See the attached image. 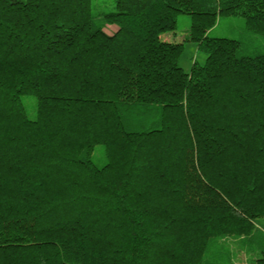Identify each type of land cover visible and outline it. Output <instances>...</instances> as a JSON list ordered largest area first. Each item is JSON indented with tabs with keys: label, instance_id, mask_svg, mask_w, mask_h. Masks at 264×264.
<instances>
[{
	"label": "trees",
	"instance_id": "trees-1",
	"mask_svg": "<svg viewBox=\"0 0 264 264\" xmlns=\"http://www.w3.org/2000/svg\"><path fill=\"white\" fill-rule=\"evenodd\" d=\"M263 219L264 0H0V264H264Z\"/></svg>",
	"mask_w": 264,
	"mask_h": 264
},
{
	"label": "rangeland",
	"instance_id": "rangeland-1",
	"mask_svg": "<svg viewBox=\"0 0 264 264\" xmlns=\"http://www.w3.org/2000/svg\"><path fill=\"white\" fill-rule=\"evenodd\" d=\"M241 19H223L220 24L211 31V36L213 37H232L237 38L241 36L243 24ZM191 19L189 15H181L179 17V23L177 30L175 32H168L161 35V39L175 41V42H184L188 39L190 35ZM116 30L115 26H108L106 31L112 33ZM263 42L259 45H262ZM206 59V54L202 51H198V46L195 43L187 42L183 56L180 60L181 66L185 71L190 72L194 60H198L199 63L203 64ZM260 226L264 228V219L261 220ZM231 246L235 247L237 252L236 264H247L249 254L246 253V250L238 249L235 243H232Z\"/></svg>",
	"mask_w": 264,
	"mask_h": 264
}]
</instances>
